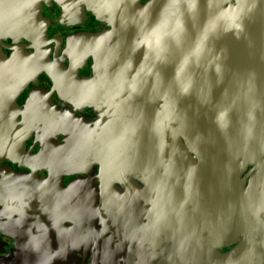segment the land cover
<instances>
[{
	"label": "water",
	"instance_id": "95a60500",
	"mask_svg": "<svg viewBox=\"0 0 264 264\" xmlns=\"http://www.w3.org/2000/svg\"><path fill=\"white\" fill-rule=\"evenodd\" d=\"M125 1L131 3V27L124 32L136 35L96 40L103 85L94 100L117 140L100 150L103 163L116 161L120 175L128 167L136 174L144 173V159H150L147 198L156 215L168 209V237L180 238L166 244L163 264H201V254L235 243L230 264H264V98L257 97L264 95V84L242 83L264 77V32L244 29V0H150L146 6ZM256 4L258 24L264 25V0ZM107 62L118 70L105 80ZM249 164L261 169L247 186L241 176ZM119 197L123 205L128 195ZM132 244L121 224L116 257L100 262L138 264L124 257ZM3 260L64 264L38 257Z\"/></svg>",
	"mask_w": 264,
	"mask_h": 264
},
{
	"label": "flooded vegetation",
	"instance_id": "af4514ba",
	"mask_svg": "<svg viewBox=\"0 0 264 264\" xmlns=\"http://www.w3.org/2000/svg\"><path fill=\"white\" fill-rule=\"evenodd\" d=\"M149 2L139 0L142 6ZM130 5L125 0H0V257L4 260L20 256L102 264L105 257H116L121 224L133 239L132 249L122 256L138 264H163L166 244L180 240L168 237L172 219L165 213L168 209L156 215L147 198L150 159H144V173L135 174L134 167H128L120 175L119 163L106 165L100 153L117 140L113 142L112 124L104 121L94 100L103 85L99 75L103 56L96 54V40L136 35L124 32L131 27L126 15ZM244 5L243 17L248 20L244 29L264 32L256 0H244ZM116 64L105 63V80L109 74L117 75ZM242 83L263 85L264 77ZM125 85L131 87L129 79ZM260 169L248 165L241 176L247 186L250 175ZM120 195H128L123 205H118ZM176 218L178 224L184 219L181 212ZM223 239L229 241L230 235ZM236 245L218 248L220 253H203L199 260L230 264L227 256Z\"/></svg>",
	"mask_w": 264,
	"mask_h": 264
}]
</instances>
